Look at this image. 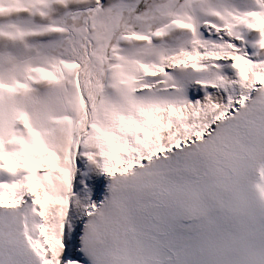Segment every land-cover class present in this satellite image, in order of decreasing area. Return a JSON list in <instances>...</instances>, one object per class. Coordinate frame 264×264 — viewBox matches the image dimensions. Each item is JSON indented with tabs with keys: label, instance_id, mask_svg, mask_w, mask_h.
Instances as JSON below:
<instances>
[{
	"label": "snow or ice",
	"instance_id": "6c2138e0",
	"mask_svg": "<svg viewBox=\"0 0 264 264\" xmlns=\"http://www.w3.org/2000/svg\"><path fill=\"white\" fill-rule=\"evenodd\" d=\"M0 264H264V0H0Z\"/></svg>",
	"mask_w": 264,
	"mask_h": 264
}]
</instances>
